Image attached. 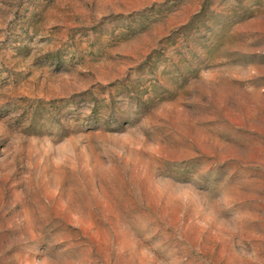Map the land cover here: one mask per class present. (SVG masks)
Segmentation results:
<instances>
[{
	"label": "rangeland",
	"instance_id": "1",
	"mask_svg": "<svg viewBox=\"0 0 264 264\" xmlns=\"http://www.w3.org/2000/svg\"><path fill=\"white\" fill-rule=\"evenodd\" d=\"M0 264H264V0H0Z\"/></svg>",
	"mask_w": 264,
	"mask_h": 264
}]
</instances>
